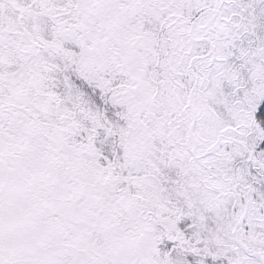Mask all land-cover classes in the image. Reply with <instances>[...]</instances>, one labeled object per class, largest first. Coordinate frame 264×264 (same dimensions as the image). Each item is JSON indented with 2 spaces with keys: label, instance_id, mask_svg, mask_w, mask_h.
Returning <instances> with one entry per match:
<instances>
[{
  "label": "snow or ice",
  "instance_id": "1",
  "mask_svg": "<svg viewBox=\"0 0 264 264\" xmlns=\"http://www.w3.org/2000/svg\"><path fill=\"white\" fill-rule=\"evenodd\" d=\"M0 264H264V0H0Z\"/></svg>",
  "mask_w": 264,
  "mask_h": 264
}]
</instances>
